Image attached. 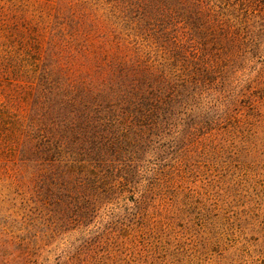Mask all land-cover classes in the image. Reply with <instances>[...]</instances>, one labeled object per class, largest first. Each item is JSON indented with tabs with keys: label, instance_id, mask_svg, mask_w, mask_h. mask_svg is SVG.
Masks as SVG:
<instances>
[{
	"label": "trees",
	"instance_id": "16d2710c",
	"mask_svg": "<svg viewBox=\"0 0 264 264\" xmlns=\"http://www.w3.org/2000/svg\"><path fill=\"white\" fill-rule=\"evenodd\" d=\"M99 2L61 3L45 45L34 30L22 37L17 64L3 72L24 115L11 93L0 100V156L30 170L58 214L81 223L146 152L168 153L165 138L182 148L217 132L264 136V64L225 102L233 74L261 49L264 0H101L102 14ZM207 91L221 108H192ZM243 118L256 125L241 128Z\"/></svg>",
	"mask_w": 264,
	"mask_h": 264
},
{
	"label": "rangeland",
	"instance_id": "374dc122",
	"mask_svg": "<svg viewBox=\"0 0 264 264\" xmlns=\"http://www.w3.org/2000/svg\"><path fill=\"white\" fill-rule=\"evenodd\" d=\"M80 1L95 0H0V100L11 93L19 116L26 103L22 94L14 97L16 84L8 83L3 64H17L20 39L33 30L45 45L61 3ZM103 11L100 0L97 12ZM261 43L233 74L225 102L264 64ZM210 93L191 107L220 109L224 103H215ZM244 114H251L248 107ZM245 119L241 128L256 125ZM212 135L182 148L171 137L161 140L168 153L146 152L130 181L116 186L82 223L59 215L32 172L0 156V264H78L79 251L81 264H264V136Z\"/></svg>",
	"mask_w": 264,
	"mask_h": 264
}]
</instances>
